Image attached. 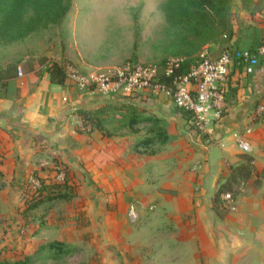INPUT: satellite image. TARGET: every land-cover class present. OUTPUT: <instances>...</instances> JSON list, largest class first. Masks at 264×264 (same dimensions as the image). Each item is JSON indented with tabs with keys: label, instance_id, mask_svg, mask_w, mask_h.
Returning a JSON list of instances; mask_svg holds the SVG:
<instances>
[{
	"label": "crops",
	"instance_id": "0c3cea01",
	"mask_svg": "<svg viewBox=\"0 0 264 264\" xmlns=\"http://www.w3.org/2000/svg\"><path fill=\"white\" fill-rule=\"evenodd\" d=\"M255 25L244 11L230 35L206 46L208 53L249 50L259 44ZM24 63L0 75V173L9 184L67 169L82 189L83 222H90L78 230L92 238L95 258L89 264H264V147L253 148L264 136H255L250 126L264 106V56L251 74L231 69L226 112L205 133L195 131L162 94L101 100L71 82L50 83L44 64ZM107 104L121 108L119 114L132 108L141 118L160 120L168 141L160 151L134 150L131 133L139 125L150 127L145 138L158 137L151 121L116 134L105 125L108 136L80 132L76 110ZM240 130L251 132L242 134L252 146L253 174L231 203L222 195L216 204L226 167L243 163L235 139ZM130 205L136 222L128 217Z\"/></svg>",
	"mask_w": 264,
	"mask_h": 264
},
{
	"label": "rangeland",
	"instance_id": "374dc122",
	"mask_svg": "<svg viewBox=\"0 0 264 264\" xmlns=\"http://www.w3.org/2000/svg\"><path fill=\"white\" fill-rule=\"evenodd\" d=\"M165 2L70 0V9L59 24L38 27L25 36L19 34L34 17V11L30 5H23L18 11L19 22L5 32L0 40V75H7L6 72L15 70L21 62H25L24 68H29L36 64L42 65V60H58L65 67L71 66L81 76L87 77L103 74L127 61L154 66L168 59L196 57L208 52L207 45L221 42L223 35H230L244 11L251 15L252 22L256 24L252 35L256 34L259 43L257 48L264 46V0H231L230 11L224 18V30H220L222 32L219 34L216 28L213 30L214 35L202 31L205 33L202 37L192 35L183 24L170 19L162 10ZM12 36L15 37L13 41ZM112 114L117 115L119 112L109 113L106 128L114 134L122 132V127L112 120ZM250 126L255 136H264V106L253 115ZM146 128L150 127L141 124L131 133L132 147L140 154L160 151L166 142L154 135H151L148 145L138 144L145 138ZM79 130L83 133L82 129ZM242 133L251 134L250 130H240L237 136L242 139H245ZM245 141L252 149L251 144ZM256 142L253 148L264 147V137ZM250 154L251 150L240 155L244 164L247 159H251ZM248 166L253 174V165L250 163ZM229 167H226L223 180L230 173ZM59 172L62 170L53 168L46 177L39 178L45 184L59 186L41 195H37L36 191L40 186L33 184L36 180L34 174L20 179L18 183L7 184L0 173V260L22 259L32 255L40 245L52 241H62L68 253L57 257L54 252L45 250L36 255L32 264H89L94 260L92 238L86 233H78V230L90 225V222H83L86 221V212L78 200L82 189L69 172L68 186L65 188L63 178L58 177ZM261 176L264 178V170ZM247 181L242 179L234 184L235 197L246 189ZM64 192L70 196L69 199L51 200L55 194ZM38 200L41 204L28 211V204ZM73 226L77 232L70 231Z\"/></svg>",
	"mask_w": 264,
	"mask_h": 264
},
{
	"label": "built area",
	"instance_id": "2783aa9c",
	"mask_svg": "<svg viewBox=\"0 0 264 264\" xmlns=\"http://www.w3.org/2000/svg\"><path fill=\"white\" fill-rule=\"evenodd\" d=\"M262 56L264 46H260L256 54L250 50L227 48L216 56L204 52L192 61L186 58L168 59L154 66L127 61L97 76L83 77L71 66H66L64 73L66 81L92 96L129 97L142 91L154 96L162 94L188 116V122L197 132L205 133L210 121L220 120L226 112L225 90L235 62L246 74H251ZM187 60V72L176 75V70ZM18 75H21L20 71ZM78 128L87 132L90 130L81 119ZM235 139L242 152H249V145L244 139L239 136ZM58 177L62 179L63 173L59 172ZM33 184L38 186L37 181ZM223 198L232 202L230 194H224ZM128 217L131 222L137 221L135 205L129 206Z\"/></svg>",
	"mask_w": 264,
	"mask_h": 264
},
{
	"label": "trees",
	"instance_id": "16d2710c",
	"mask_svg": "<svg viewBox=\"0 0 264 264\" xmlns=\"http://www.w3.org/2000/svg\"><path fill=\"white\" fill-rule=\"evenodd\" d=\"M230 1L231 0H166L165 4L162 6V10L165 14L176 23H181L186 27V31L190 32L192 35L202 37L205 33H211L214 35L213 30L218 28L219 34L224 30L226 23L224 18L227 16L230 11ZM242 2L246 0H241ZM23 5H30L34 11V17L29 20V23L23 28V32L19 35H27L28 33L36 30L38 27H46L47 25H56L59 24L63 18L66 16L70 9V0H0V40L4 33L13 29L15 24L19 22L18 11ZM205 32V33H202ZM223 35V34H222ZM12 41L15 40V37H11ZM255 42V40H254ZM257 44H253L250 47V51L253 54H256ZM197 57V56H196ZM196 57H189L188 60L192 61ZM188 60L185 61L181 67L176 70V75L185 74L188 69ZM47 62V64H46ZM164 62V61H163ZM41 64L45 65L44 72L48 74L50 83L55 85H63L66 82V77L64 73L65 64L57 61H48L42 60ZM234 66L241 68L238 62H235ZM233 66V67H234ZM1 86L4 87L5 82L0 79ZM229 93V84L227 83L225 90V98ZM113 96V95H112ZM99 97L98 99H103L107 96H93V98ZM123 108V107H122ZM121 108L117 106L104 105V107H99L94 110L87 109H78L76 114L80 116L84 126L89 127L88 132L83 131L84 133H92L93 131L99 132L103 136H108V132L105 129L106 118H108L109 113L114 111H119ZM185 114V113H184ZM186 115V114H185ZM112 120L115 123H118L121 127L128 126L132 127L136 124L142 122L151 121V124H155L157 128L158 137L162 139L163 142L168 141V135L163 126H158L160 120H151L148 118H141L136 110L128 108L125 112L121 114H112ZM188 119V116L186 115ZM106 119V120H105ZM110 122V121H108ZM150 138H145L139 141L138 144L148 145L150 143ZM134 148V147H133ZM136 150V149H135ZM251 163V159L246 160L242 164L229 167V175L218 184V187L215 192V202L220 203V198L224 194H230L231 199L235 198L234 195V184L240 180L249 179L252 175V169L249 168L248 164ZM64 172V177L62 179V184L65 188L68 186V171L66 168H60L59 171ZM38 185L37 195H41L43 192L49 190L50 188H59L58 184H45L42 179L36 178ZM70 196L64 193L55 194L51 200L54 199H69ZM35 199V198H34ZM41 204V201L38 200L33 203H29L28 211L36 209V207ZM52 251L56 254L57 257L64 255L67 252V247L65 244L59 241H52L43 245H40L36 251L29 256H25L22 259L18 260H0V264H32L36 255L42 251Z\"/></svg>",
	"mask_w": 264,
	"mask_h": 264
}]
</instances>
